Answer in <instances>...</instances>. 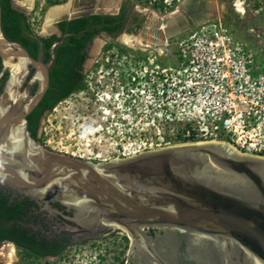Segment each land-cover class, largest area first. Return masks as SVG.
<instances>
[{"label":"water","instance_id":"95a60500","mask_svg":"<svg viewBox=\"0 0 264 264\" xmlns=\"http://www.w3.org/2000/svg\"><path fill=\"white\" fill-rule=\"evenodd\" d=\"M78 2L74 0V5ZM12 5L28 9L14 0ZM192 5L184 6L187 10L180 17L175 14L164 22L165 35L159 38L164 51L192 31L191 19L205 13L199 5L198 13L192 12ZM173 20L183 23L179 30ZM160 27L158 23L156 28ZM63 39L49 46L48 62L41 59V44L34 59L19 43L4 37L0 12V59L10 73L0 100V185L71 209L73 215L66 216L46 206L73 243L124 230L130 238L125 264L135 252L143 256V264H264V157L208 141L95 164L53 152L30 136L26 116L48 88L54 48ZM29 67L34 70L30 82L37 87L29 96L27 86L18 100ZM145 228L166 231L167 254L157 249ZM7 246L16 248L0 243V248Z\"/></svg>","mask_w":264,"mask_h":264},{"label":"built area","instance_id":"2783aa9c","mask_svg":"<svg viewBox=\"0 0 264 264\" xmlns=\"http://www.w3.org/2000/svg\"><path fill=\"white\" fill-rule=\"evenodd\" d=\"M241 6L242 12L236 13L232 4L238 20L244 17ZM236 29L218 19L202 21L176 43L175 57L168 50L152 49L148 65L135 74L126 72L124 80L115 76L119 95L126 89L132 97L136 91L144 100L143 117L158 148L143 151L215 141L264 157V63L262 48L257 47L263 32L261 26L246 24L240 40ZM248 37L255 45L245 42ZM163 57L175 61L158 63ZM89 78L80 94L90 89Z\"/></svg>","mask_w":264,"mask_h":264},{"label":"rangeland","instance_id":"374dc122","mask_svg":"<svg viewBox=\"0 0 264 264\" xmlns=\"http://www.w3.org/2000/svg\"><path fill=\"white\" fill-rule=\"evenodd\" d=\"M145 1L149 0H135L136 4ZM150 1L154 3L157 0ZM170 1L166 0L164 3L166 7L164 10H168ZM206 1L209 2V0ZM212 1L211 19L235 25L238 39L244 38L242 31L246 24L261 26L263 42L257 47L262 48L260 61L264 63V0H240L244 11L242 20H238L240 15L233 11L232 0ZM221 2L225 7L223 13L219 8ZM68 3V0H32L31 6L27 9V20L32 32L37 35L46 34L49 26L60 17V15L55 17L47 25L48 11L52 7L66 6ZM158 5H155L156 10L163 11V8ZM45 27L48 28L45 29ZM147 33L156 37L152 31ZM127 34L135 36L131 33ZM124 35L122 34L114 41L105 40L102 37H95L92 40L83 78L84 84V79L90 76L88 79L91 82L90 89L87 88L83 94H80V91L71 94L56 104L52 110L44 113L38 129V143L41 146L53 152L67 154L95 164L145 152L143 150L149 146L158 148L156 136L153 135L148 121L143 117L144 100L136 91L132 92V97H129L130 92L126 93V89L122 96L119 95L120 90L114 81L117 78L124 80L126 72L137 73L142 65H148L147 60L153 57L154 52L148 47L123 44L121 40ZM135 37H143L142 39L145 40V37L141 35ZM147 41H150V45L153 46L154 42ZM245 42L255 45L253 37H248ZM154 44L159 45L158 41ZM176 49L175 44L167 50L175 57ZM158 59V63L160 61L165 65H172L175 61V58ZM100 66H103L102 72H98ZM261 66L264 68L263 65ZM99 81L102 82L99 83ZM135 86L136 84L132 89ZM125 237L124 231L114 229L113 232L93 242L71 246L54 258H38L15 248L17 257L15 264H125L130 245V240ZM2 249L1 247L0 251Z\"/></svg>","mask_w":264,"mask_h":264},{"label":"flooded vegetation","instance_id":"af4514ba","mask_svg":"<svg viewBox=\"0 0 264 264\" xmlns=\"http://www.w3.org/2000/svg\"><path fill=\"white\" fill-rule=\"evenodd\" d=\"M14 1L17 3V5L23 6L26 8H29L32 4V0L29 4H24L21 2V0H14ZM68 1L69 3L66 4L68 7L67 11L61 14L60 17H58L59 19L57 20L55 19L56 21H54V23L51 24L49 28L46 27V29L48 28L47 33L38 34V35L36 34V36L38 39H41V40L42 39L47 40V39L54 37L57 40H54L53 42L60 41L61 38L63 37L64 39L62 43L60 45H57V46H61L66 38L74 35V33L72 32L63 31V29L60 26L61 23H67V22H70L71 20L81 19L85 17L86 18L96 17L97 18L96 22L93 23V25L89 28V30H95L96 33L92 37L91 41L86 45V47H84L79 52V55H85L87 59L90 44L95 37H102L105 40L114 41V40H117L122 34L128 35L127 33H131L135 36L141 35V36L148 38L147 34L150 35V33H147V31H152V33L157 34L158 36L153 37V35H150V38L158 41L159 43V45H155L153 43L152 47L162 46L161 45L162 42L159 39V37L164 32H161L162 26L159 29L156 28L157 24L160 23L162 25L163 23V28H164L165 21H167L170 18H173L175 14L179 15L178 17H180L182 11L185 13L187 10L186 8H184V6H186L189 3L192 4L194 0H171L168 10H164L166 9L164 5V3H166V0L165 1L157 0L154 2L155 4L150 0L141 2L140 4H136L135 0H79V2L75 5H74V0H68ZM203 1L204 0L200 1L201 7L205 5ZM10 3H11V7L14 8L12 5V0H10ZM157 4H159L158 7L160 6L161 8H163V11L161 10V12H158L156 10L157 6L155 5ZM192 8H193L192 12H197L198 10L197 6L196 7L193 6ZM202 8H203V11L205 10V13L198 14L196 16L197 18L202 15H207L208 13L207 8H204V7ZM14 9L20 11L22 14L27 16V10H24L22 8H14ZM53 19H51V22L53 21ZM195 19H196L195 17L191 19V22L193 23L194 26L196 24ZM174 23H175L177 30H179V28L181 27V24H183L181 21L180 22L174 21ZM77 38L79 37L77 36ZM40 44L42 45V48L40 47ZM56 47L54 48V54H55ZM40 48H41V59L44 63H46L50 60V55L48 51V57L46 58V54L43 50L42 42H38V48H37V53L35 57L32 56L28 51L27 52L32 58L37 59L39 57ZM167 49H169V47ZM86 59L83 62V64L80 66H78L76 63L74 67L75 74L72 79L73 83H76L77 74L84 75ZM55 61H56V54H55ZM54 62L52 63V65L50 66L48 70L49 71V81H48L49 85L43 97L47 95L48 90H50V80H51V73H52L51 71L53 69L52 67H53ZM33 72H34L33 68L29 67L28 72L26 73L24 80L22 81L19 87V91L17 95L18 100H22L23 96H21V94L26 89L27 86H28V89H27L28 95L31 96L34 94L37 84L34 82L33 83L30 82ZM0 74H1L0 75V100H1L4 89H6V82L10 74L7 68L4 69V64L1 59H0ZM43 97L41 101L37 104V106L31 111V113L26 116L27 130H28V124H29L28 116L32 115L33 111L36 109L41 110V104H42L41 102L43 100ZM47 97L49 101L53 100L57 97V93L54 90H51L50 95ZM11 103H14V100H11ZM46 112H49V111L48 109L45 108L41 116H43L44 113ZM39 125H40V121H39ZM30 136L37 141L38 130L36 131L35 136H32L31 134ZM0 192H2V196L7 197L9 201H12L14 199H18V201H21L23 199H28L29 201H31L32 205L29 207L30 210L28 211V213L31 214V222L29 224V227L32 229V232H39L40 236L44 235L47 239L50 240L51 243L54 242L53 244L57 246H63L64 250H66L67 248L71 246L82 245V244L95 241V240H86L80 244H76L71 241L72 237L69 233H67L64 230H60V227H64V224L59 219L54 217L53 215H50L46 206L49 205L52 209L57 210V212H61L63 215L72 216L73 211L71 209H67L62 204L57 203V202L45 203L39 200H32L27 197L21 196L18 193L10 192L6 190L2 185H0ZM144 230L146 234L153 239L157 249L167 254L166 248L164 245L165 244L164 239L167 234L166 231L162 228H145ZM113 231L114 230L108 231L106 234H109ZM126 237L130 240L128 235H126ZM1 242H5V241H0V243ZM135 253L136 254L133 257V260L131 261L130 256H129L128 262L126 264H143L144 262L143 256L138 255L137 252ZM45 257H55V256L46 255Z\"/></svg>","mask_w":264,"mask_h":264},{"label":"trees","instance_id":"16d2710c","mask_svg":"<svg viewBox=\"0 0 264 264\" xmlns=\"http://www.w3.org/2000/svg\"><path fill=\"white\" fill-rule=\"evenodd\" d=\"M0 12L1 30L6 39L19 43L34 57L37 53L38 42H42L46 58L48 57V48L54 40H57L56 38L38 39L30 28L27 16L12 8L10 0H0ZM96 20V17H85L61 23L63 31L72 32L75 36L66 38L63 44L55 49L56 61L51 71L50 90L43 97L41 110L36 109L32 115L28 116V131L32 136H35L39 128V121L45 108L50 111L57 103L71 94L83 90L84 75L77 74L76 83L72 82L75 74L74 67L76 63L78 66L82 65L86 59V56L79 55V52L95 35L96 31L89 30V28ZM51 90L57 93V97L49 101L47 96L50 95ZM31 205L32 202L28 199L9 201L0 192V241L11 242L17 249L24 250L29 255L38 258L46 255H59L64 250L63 246L51 243L44 235L40 236L39 232H32L29 227L31 214L28 211Z\"/></svg>","mask_w":264,"mask_h":264},{"label":"bare ground","instance_id":"6f19581e","mask_svg":"<svg viewBox=\"0 0 264 264\" xmlns=\"http://www.w3.org/2000/svg\"><path fill=\"white\" fill-rule=\"evenodd\" d=\"M200 1L201 0H194L193 3L195 4V6H200ZM22 3L24 4H29L31 2V0H21ZM205 5H203L204 8H208V13L207 15H202L200 17H195V21H196V24L202 22V21H205V20H209L212 18V7H213V1L212 0H209V2H206L205 0L203 1ZM16 3V2H15ZM192 3V4H193ZM222 3V2H221ZM17 4V3H16ZM191 4V3H189ZM232 4L233 6L235 7V12L236 13H241L242 12V2L240 0H232ZM194 6V5H192ZM67 5L65 6H57V7H52L49 11H48V17L46 19V23L47 25L51 23V19L65 13L67 11ZM219 8H220V11L223 13L225 11V7L223 6V3L219 5ZM241 20V19H240ZM198 22V23H197ZM165 24V23H164ZM195 24V25H196ZM162 28H163V23H162ZM46 29V27H45ZM165 34V32L163 33ZM156 36H158L157 34H155ZM143 38V37H142ZM141 37H134V36H128V35H124L122 37V43L125 44V45H128V46H134V44L136 45H140L142 46V48L144 47H148V48H153L155 49L156 51H159L162 48V46H158V47H152L150 44V41H147V40H151L152 42H157L156 40H153V39H147V37H145L143 40ZM160 38V37H159ZM137 153V152H135ZM0 256L2 257V259L4 258V264H15V262L17 261V257H16V250L14 247L12 246H7V247H3V249L0 251Z\"/></svg>","mask_w":264,"mask_h":264},{"label":"crops","instance_id":"0c3cea01","mask_svg":"<svg viewBox=\"0 0 264 264\" xmlns=\"http://www.w3.org/2000/svg\"><path fill=\"white\" fill-rule=\"evenodd\" d=\"M147 35H148V38H149V39H151V38H150V35H151V34H150V35H149V34H147Z\"/></svg>","mask_w":264,"mask_h":264}]
</instances>
